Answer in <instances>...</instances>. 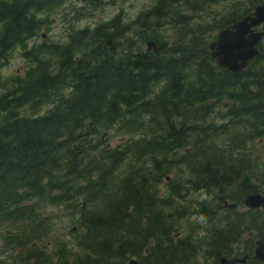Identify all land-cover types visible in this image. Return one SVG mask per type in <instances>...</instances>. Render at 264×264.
Here are the masks:
<instances>
[{
	"label": "trees",
	"instance_id": "obj_1",
	"mask_svg": "<svg viewBox=\"0 0 264 264\" xmlns=\"http://www.w3.org/2000/svg\"><path fill=\"white\" fill-rule=\"evenodd\" d=\"M68 1L0 0L7 261L219 264L251 254L264 212L239 207L264 194V154L251 152L264 147V47L232 73L208 46L264 0H153L129 21L121 12L29 46ZM74 1L82 17L105 2ZM16 51L26 71L2 78ZM47 208L76 226L69 240Z\"/></svg>",
	"mask_w": 264,
	"mask_h": 264
},
{
	"label": "rangeland",
	"instance_id": "obj_2",
	"mask_svg": "<svg viewBox=\"0 0 264 264\" xmlns=\"http://www.w3.org/2000/svg\"><path fill=\"white\" fill-rule=\"evenodd\" d=\"M104 5L94 11L89 17L80 16L81 10L79 9L81 4L74 0L66 2L62 7L55 10L48 16V28L43 27L39 31V36L30 41L29 45L39 44L43 40L47 41H59L65 42L68 35L71 33V29L82 28L85 26H92L95 22L108 20L115 16L117 13H121L125 21H129L135 17V15L147 9L153 2V0H104ZM27 69V61H25L16 51L9 63L2 69L1 76L6 78L14 75H22ZM115 144V140L113 141ZM251 152L263 153L264 147L258 142L253 146ZM198 197V194L195 195ZM61 210L50 209L48 213L51 215L54 227L61 229V234L64 240L71 238V230L75 228V225L69 221V217ZM51 243L47 244V247L51 246ZM8 252L3 248L0 239V264H10L7 261Z\"/></svg>",
	"mask_w": 264,
	"mask_h": 264
},
{
	"label": "water",
	"instance_id": "obj_3",
	"mask_svg": "<svg viewBox=\"0 0 264 264\" xmlns=\"http://www.w3.org/2000/svg\"><path fill=\"white\" fill-rule=\"evenodd\" d=\"M264 24V3L258 5L254 11L236 22L235 24L221 30L214 42L209 46L210 56L216 64L223 69L233 73H238L245 68L248 61L256 57L259 52L256 48L264 36L263 31H256L255 28ZM147 51H156L152 42L147 43ZM244 204L250 209L262 208L264 210V196L261 194H250ZM227 208L232 209L235 204H225ZM254 258L264 260V239L256 241L254 249ZM243 260L226 259L222 257L220 264H236ZM129 264H135V261H130Z\"/></svg>",
	"mask_w": 264,
	"mask_h": 264
},
{
	"label": "flooded vegetation",
	"instance_id": "obj_4",
	"mask_svg": "<svg viewBox=\"0 0 264 264\" xmlns=\"http://www.w3.org/2000/svg\"><path fill=\"white\" fill-rule=\"evenodd\" d=\"M243 256H245L244 261L243 263H239V264H264V261H259L255 259L253 257V253L251 254L245 253V255L244 254H233L231 257H243Z\"/></svg>",
	"mask_w": 264,
	"mask_h": 264
},
{
	"label": "bare ground",
	"instance_id": "obj_5",
	"mask_svg": "<svg viewBox=\"0 0 264 264\" xmlns=\"http://www.w3.org/2000/svg\"><path fill=\"white\" fill-rule=\"evenodd\" d=\"M103 1H104V0H103ZM95 9H96V8H95ZM37 37H38V36H37ZM37 37H34L33 39H35V38H37ZM33 39H31V40H33ZM31 40H30V41H31ZM30 41H29V43H30ZM148 42H151V41H148ZM148 42H147V43H148ZM147 43H146V46H145L146 48H147ZM29 46H30V45H29ZM5 66H6V65H5ZM5 66H4V67H5ZM4 67H3V68H4ZM3 68H2V69H3ZM2 69H1V71H2Z\"/></svg>",
	"mask_w": 264,
	"mask_h": 264
}]
</instances>
